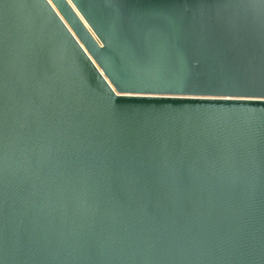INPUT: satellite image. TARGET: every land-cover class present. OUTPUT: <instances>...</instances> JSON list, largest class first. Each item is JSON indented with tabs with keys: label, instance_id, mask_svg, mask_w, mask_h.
Masks as SVG:
<instances>
[{
	"label": "water",
	"instance_id": "water-1",
	"mask_svg": "<svg viewBox=\"0 0 264 264\" xmlns=\"http://www.w3.org/2000/svg\"><path fill=\"white\" fill-rule=\"evenodd\" d=\"M0 264H264V0H0Z\"/></svg>",
	"mask_w": 264,
	"mask_h": 264
}]
</instances>
